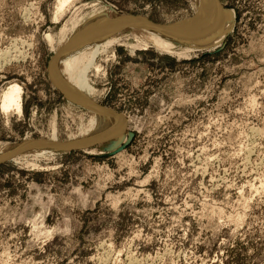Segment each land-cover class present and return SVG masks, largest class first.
I'll return each instance as SVG.
<instances>
[{"label":"rangeland","instance_id":"obj_1","mask_svg":"<svg viewBox=\"0 0 264 264\" xmlns=\"http://www.w3.org/2000/svg\"><path fill=\"white\" fill-rule=\"evenodd\" d=\"M62 1L0 0V150L95 129L91 108L50 76L89 20L168 26L199 5L71 0L60 11ZM219 4L234 21L209 46L172 40L168 51L129 25L102 41L86 75L90 104L123 115L125 140L0 159V264H264V0ZM92 50L73 75L64 63L58 72L70 81ZM14 85L21 98L5 111Z\"/></svg>","mask_w":264,"mask_h":264},{"label":"bare ground","instance_id":"obj_2","mask_svg":"<svg viewBox=\"0 0 264 264\" xmlns=\"http://www.w3.org/2000/svg\"><path fill=\"white\" fill-rule=\"evenodd\" d=\"M69 1L71 0H63L59 5V10L62 11L65 7V4H68ZM198 1L199 5L197 6L196 11L197 16L192 19L185 20L179 24L176 23L168 26H157L143 18L119 17L115 20H110L107 19L106 16L102 15L94 17L85 23V25L82 26L81 29L72 36L69 43H66L67 45L65 49L59 53L57 58L54 59V62L51 65V73L60 88L59 90H62L63 92H61L67 95L71 102H73L72 100L74 99L82 100L85 101V103L91 108L96 122L95 129L88 134L87 138L85 137V139L81 141H75L72 143L70 142L63 145H39L37 142L36 144H32V146L8 145L0 150V159L13 158L16 156V154L22 153L23 155V153L29 152L31 150H34V153L38 155H44L47 153L51 154L57 149H71L73 146H88L97 140L103 141L112 137V143H109L107 146L111 147L112 145L115 147L120 141L124 139L119 137L120 133L123 132L124 118L114 115L107 110L94 108V105L90 104V87L86 78L88 69L94 64L92 61L95 60L98 49L105 43L104 42L102 44V41L105 39L108 41L107 37L110 35L112 36L114 32L127 27V25L131 27H144L153 34L161 36L165 39V41L163 44H160L159 47L167 50L171 49L172 40L182 41L192 46H201L205 44L208 45V43H211V41H220L223 34L233 25V14L221 7L219 0ZM91 47H93V54L89 65H86V68H84L77 75L73 76L70 81L67 80L68 78L64 77V72L62 74L58 72L59 65L64 63L65 67L63 69L66 70V75L67 72L72 74V71L75 69V59L81 54L87 52V49ZM202 47L204 48L206 46ZM21 92L22 89L17 85L12 86L9 90H7V92H4L3 109L5 111H10L16 107L18 100L21 98Z\"/></svg>","mask_w":264,"mask_h":264},{"label":"water","instance_id":"obj_3","mask_svg":"<svg viewBox=\"0 0 264 264\" xmlns=\"http://www.w3.org/2000/svg\"><path fill=\"white\" fill-rule=\"evenodd\" d=\"M58 53H59V52H58ZM58 53H56V55H57ZM55 57H56V56L53 57L52 61L55 59ZM50 65H51V64H50ZM49 72H50V68H49ZM50 76H51V79H52L54 85H55L58 89H60L59 86H58V84H57L56 81L54 80V78H53L51 72H50ZM102 108H104V109H106V110H109L112 114L117 115V116L123 118V115H122L121 113L115 111V110L108 109V108H105V107H102ZM123 126L125 127V123H124ZM9 159H10V158H5V159H3L2 161H4V160H9Z\"/></svg>","mask_w":264,"mask_h":264}]
</instances>
